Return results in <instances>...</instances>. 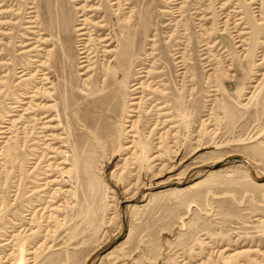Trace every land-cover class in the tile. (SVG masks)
Wrapping results in <instances>:
<instances>
[{
  "label": "rangeland",
  "instance_id": "rangeland-1",
  "mask_svg": "<svg viewBox=\"0 0 264 264\" xmlns=\"http://www.w3.org/2000/svg\"><path fill=\"white\" fill-rule=\"evenodd\" d=\"M35 1L0 0V264H264V0Z\"/></svg>",
  "mask_w": 264,
  "mask_h": 264
},
{
  "label": "bare ground",
  "instance_id": "bare-ground-1",
  "mask_svg": "<svg viewBox=\"0 0 264 264\" xmlns=\"http://www.w3.org/2000/svg\"><path fill=\"white\" fill-rule=\"evenodd\" d=\"M218 1L219 0H213V4L218 5ZM246 1H247V3L249 5H253V4L256 3V0H246ZM230 2H231L230 0L226 1L221 6H218V9L219 8H220V10L226 9L228 6H230ZM30 3H31V5L29 6V8H30L29 13H31V15L29 17L31 19L28 22L31 23V24L27 25V27H31V28H33V27H39V26H37V24H40L39 23L40 22V19H39L38 14H37V11H38L37 10V8H38L37 2L35 0H31ZM131 3H135L136 4L137 3V0H115L112 4H114L116 6V11H119V9H126V6L125 5L131 4ZM84 6L85 5H81V6L77 7V9H80V11H82L84 9ZM263 13H264V8H259V15H260V18L258 19L259 26H261V25L264 26L263 16H262ZM79 16H84V14L80 12L79 13ZM230 17H231L230 13L224 15V18H225L224 25L227 24V22L230 19ZM208 18H210V17H208ZM59 19H62V16H59ZM127 19H128L127 21L129 23V25H131V24L134 23V14H132V10H130V13H129V16L127 17ZM81 21L82 22H80V23H78L77 25L74 26V31L77 33V36L79 37L78 38V41H76V43H77L76 44V47H77V50H78L77 57H78V64H79V69H80V75L81 76H84V78L81 81L83 82V84H85L87 86L88 81H89V79L91 77V75L89 73H90V69L92 67L91 59L89 57V46H88L89 45L88 44L89 43V38L88 37L90 35V31L87 30V28H85V25H84L85 24V20H84V18L81 19ZM56 28H57L58 32H61L63 30L62 23L58 22L57 25H56ZM40 39L42 40V37ZM237 41L239 42V45L238 46H242L243 45L242 43L244 42V39H242L240 37ZM261 42L264 45V39ZM30 43H33V42H30ZM26 45H28V43H26V44L23 43V46H26ZM39 49H42V48H39ZM32 50H33V47H30L29 49H27L25 51H28L29 52V51H32ZM71 50L73 51L72 52L73 60H75V49L73 48ZM262 55L264 56V53ZM48 56H49V52H48V50H46V51H44L43 56H41L42 57L41 59L36 58L35 61L38 62V66H41L42 68L44 66H50V62H49ZM62 58H63L62 59L63 63L66 65V63H67V61L69 59L67 58V56H65V54L63 55ZM69 58H70V56H69ZM112 61H113V59L108 60L107 67H109L112 64ZM234 62H235V65L237 63H239L240 66H242L246 70V63L244 61L241 62L238 59H235ZM38 70L39 71H42L43 69H38ZM245 70H244V72H245ZM129 73L130 72H127L126 75L129 76ZM48 74L49 73L47 72V70L44 71L43 74H42V76H41V80H42V82L40 84L41 86L40 87H37V89L33 91V93H32L31 96L24 95L23 97H28V98L29 97H35L36 98L37 97L36 92L37 91H40V90L45 91V93L52 94V92L47 91V88H45V82L44 81L47 80V79H49V77L47 76ZM24 75H27V73L25 71L24 72L22 71L20 76H24ZM231 76H235L232 79L233 80H236V83H235L236 86L241 85L243 83V81H244V76L242 75V73H241V75H237V73H236V74H233ZM29 78H31V77H29ZM140 88H141V86L139 84L134 86V88H133L134 95H135L134 98H140L141 97L140 94L142 93V91H140ZM81 91L83 93H86L84 91V89H82V88H81ZM25 103H26L25 101H22L21 102V104H25ZM132 104H137V102L133 101ZM21 107H23V106L20 105V104L19 105L16 104V102L13 103L12 106H11V108H14L15 110H19ZM22 109L23 110H26V108H22ZM47 117L48 116H42L39 119L46 118L45 123L50 122V121L53 120V118H49L48 119ZM5 127L6 126L0 125V138H5V134L8 132V129L5 128ZM43 127L45 129H48V130L51 128V127H49L47 125H44ZM52 157L53 156H49V159H51ZM51 166L52 165L50 163L47 164L46 167H45V170L40 174V175H44V176L43 177H39L37 179H40V180H43L44 179V180H46L47 178H49L52 175V174H50V172L53 170L51 168ZM56 168H58V167H56ZM56 183H58V179H57V177H54L53 179H48L43 184L45 186L51 187V186H55ZM43 189L44 188H41L40 190H36V191H42ZM225 250L226 249H223V250H220V251L216 250L215 252L213 251V253H217L218 255H221V254H223L222 252H224V254L226 253ZM253 252H255V251H253ZM218 255H217V257H218ZM222 257H223V259H221L220 261L212 260L211 262H209V261H205L204 260L202 262V264H230V262L235 259L234 258V254H229V253L226 256H222Z\"/></svg>",
  "mask_w": 264,
  "mask_h": 264
}]
</instances>
